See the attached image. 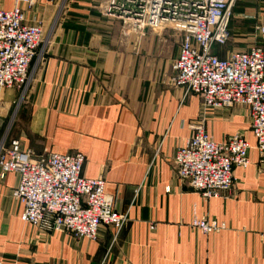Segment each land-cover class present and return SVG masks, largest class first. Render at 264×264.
Masks as SVG:
<instances>
[{"label": "crops", "instance_id": "0c3cea01", "mask_svg": "<svg viewBox=\"0 0 264 264\" xmlns=\"http://www.w3.org/2000/svg\"><path fill=\"white\" fill-rule=\"evenodd\" d=\"M14 3L0 0V9ZM105 3L32 0L22 7L26 24L41 25L43 41L22 98L15 88L0 89V140H18L33 158L83 154L82 175L105 180V193L127 222L114 239L100 226L96 240L25 224L23 207L11 195L18 176L10 172L0 179V261L264 264V157L255 149L246 109L204 112L197 95L183 97L171 71L179 29L122 30L105 15ZM259 25L264 26V0H238L231 38L215 54L248 49L257 39L264 51V39L253 30ZM200 119L212 140L242 135L250 144V164L233 168L235 182L226 198L205 201L176 174L175 149ZM194 216L223 229H192Z\"/></svg>", "mask_w": 264, "mask_h": 264}, {"label": "built area", "instance_id": "2783aa9c", "mask_svg": "<svg viewBox=\"0 0 264 264\" xmlns=\"http://www.w3.org/2000/svg\"><path fill=\"white\" fill-rule=\"evenodd\" d=\"M53 2L54 0H49ZM32 0H15L10 10L0 9V89L15 88L20 97L29 83V68L39 57L40 24H26L22 7ZM237 0H106V16L128 23L138 32H161L175 26L181 32L171 64L172 84L183 97L197 95L204 112L241 105L247 111L255 149L264 157V51L257 39L245 50L215 54L231 38L229 23ZM110 10V11H108ZM264 39V26L253 29ZM192 134L179 145L173 164L180 181L187 182L205 201L226 198L232 192L233 168L250 164V144L242 135L212 140L203 120L190 126ZM81 153H48L33 158L18 140H0V179L13 172L18 183L11 195L23 207L25 224L43 225L76 238L96 240L100 226L113 239L124 228L127 214L114 209L104 191L103 178L82 175ZM152 222L149 230H154ZM190 228L204 234L218 232L222 224L193 217ZM0 264H20L16 261Z\"/></svg>", "mask_w": 264, "mask_h": 264}, {"label": "rangeland", "instance_id": "374dc122", "mask_svg": "<svg viewBox=\"0 0 264 264\" xmlns=\"http://www.w3.org/2000/svg\"><path fill=\"white\" fill-rule=\"evenodd\" d=\"M112 18V17H111ZM115 21H118V22H120V25H121V27H122V30L124 29V27H126V28H129V29H132V24L131 23H128L127 25H123V22L121 21V20H119V19H116V18H113ZM224 49H226V48H224ZM31 72H32V65L30 66V68H29V76H31Z\"/></svg>", "mask_w": 264, "mask_h": 264}, {"label": "trees", "instance_id": "16d2710c", "mask_svg": "<svg viewBox=\"0 0 264 264\" xmlns=\"http://www.w3.org/2000/svg\"><path fill=\"white\" fill-rule=\"evenodd\" d=\"M238 1V0H237ZM236 5V4H235ZM235 7V6H234ZM234 9V8H233Z\"/></svg>", "mask_w": 264, "mask_h": 264}, {"label": "water", "instance_id": "95a60500", "mask_svg": "<svg viewBox=\"0 0 264 264\" xmlns=\"http://www.w3.org/2000/svg\"><path fill=\"white\" fill-rule=\"evenodd\" d=\"M108 11H110V10H108Z\"/></svg>", "mask_w": 264, "mask_h": 264}]
</instances>
